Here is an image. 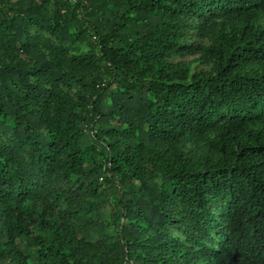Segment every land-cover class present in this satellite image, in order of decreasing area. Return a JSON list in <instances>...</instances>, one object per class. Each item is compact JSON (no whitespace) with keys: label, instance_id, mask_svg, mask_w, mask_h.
<instances>
[{"label":"trees","instance_id":"16d2710c","mask_svg":"<svg viewBox=\"0 0 264 264\" xmlns=\"http://www.w3.org/2000/svg\"><path fill=\"white\" fill-rule=\"evenodd\" d=\"M0 143V264H264V0H0Z\"/></svg>","mask_w":264,"mask_h":264},{"label":"rangeland","instance_id":"374dc122","mask_svg":"<svg viewBox=\"0 0 264 264\" xmlns=\"http://www.w3.org/2000/svg\"><path fill=\"white\" fill-rule=\"evenodd\" d=\"M197 20V19H196ZM199 22L195 21L193 23V26H198ZM32 34H35V32L33 30L30 31ZM203 30L199 27H194V28H189V30L186 32L185 36H184V42L190 47V45H192L190 48H187V51L182 54V55H178V54H173L172 56H169V60L170 61H185V62H189L191 64V68L192 70H211V65L210 64H206V63H201L199 61V52L196 51V45L198 44H209L210 40L206 37L202 35ZM41 37H43V39L38 38L36 44L37 47L42 50L46 55H49L51 50L56 46V41L55 39L49 35L48 33H41ZM87 51L86 47H83L81 49L80 52L75 53L76 55H72V54H68L66 57L70 58V56H75V66L77 67H83L85 65L82 64L81 62H79L78 60H80L82 57L80 55L77 54H81L84 55L85 52ZM93 67L97 68L101 71H106L107 69V65L101 61H96V59H94L93 61ZM67 72L69 73H73V68H71L70 66H65L64 68ZM75 72V70H74ZM43 85L46 86H50L51 84H49L47 82V79H45L44 81L41 82ZM64 89V88H63ZM66 90V89H64ZM202 142L201 141H197V142H185L183 144V148L185 150H195ZM1 144V143H0ZM172 210V214L174 216V218L176 219H181L185 212L183 210V207H175V205H171L170 206ZM168 233L172 236L181 238L184 240V235L183 233H181L179 228H169ZM100 252V251H98Z\"/></svg>","mask_w":264,"mask_h":264}]
</instances>
